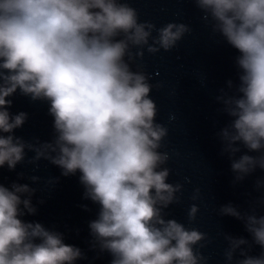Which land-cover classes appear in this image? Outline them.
<instances>
[{"label":"clouds","instance_id":"9594fccd","mask_svg":"<svg viewBox=\"0 0 264 264\" xmlns=\"http://www.w3.org/2000/svg\"><path fill=\"white\" fill-rule=\"evenodd\" d=\"M192 3L213 35L239 53V83L228 80L227 90L220 89L216 97L230 117L217 136L235 184L257 168L264 171V0ZM191 31L185 23L157 28L141 21L128 0H0V169L15 171L27 163L35 170L44 160L64 177L79 172L83 198L99 206L88 224L90 250L107 252L110 264H208L209 257L200 251L211 243L208 235L166 218L165 209L181 202L177 194L183 184L168 182L170 155L160 151L168 128L157 122L158 107L150 93L161 85L150 83L143 65L136 64L145 51H171ZM18 90L32 101L48 103L50 141L14 134L28 119L26 112L8 110L9 97ZM241 146L247 151L237 158ZM17 176L25 178L23 172ZM27 179L39 184L42 177ZM58 179L44 180L45 186ZM255 188L264 189V179H257ZM36 192L28 183H0V264L86 259L79 247L65 243L63 233L23 219L38 211L32 202ZM199 198L196 188L191 199ZM260 206L264 195L249 211L231 203L217 210L243 222L251 236L249 241L224 233L225 264H264ZM199 211L197 204L190 205L189 224ZM253 245L261 249L258 255L251 254Z\"/></svg>","mask_w":264,"mask_h":264}]
</instances>
